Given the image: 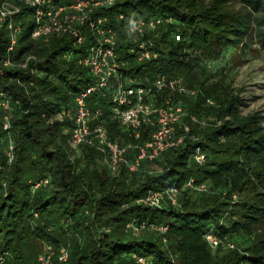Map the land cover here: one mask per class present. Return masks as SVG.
Masks as SVG:
<instances>
[{"label":"trees","instance_id":"1","mask_svg":"<svg viewBox=\"0 0 264 264\" xmlns=\"http://www.w3.org/2000/svg\"><path fill=\"white\" fill-rule=\"evenodd\" d=\"M75 1L0 0L18 8L0 20V264H35L39 240L53 244L50 264H135L134 252L155 264H264V126L257 114L241 115L240 92L223 77L211 80L203 63L245 41L251 10L234 11L229 0H115L93 8L91 18H107L105 27L119 41L121 79L146 86L163 76L194 91L164 89L158 96V104L171 96L187 110L190 132L183 142L144 160L139 172L122 167L113 175L103 152L75 147L70 138L76 96L95 81L80 63L96 43L89 22L74 23L82 43L67 32L33 35L39 8ZM241 1L246 8L264 6V0ZM155 18L162 23L154 31L130 32L133 19ZM9 21L18 28L13 50ZM142 42L158 58L141 59ZM111 91L89 97L88 106L102 110L95 123L121 145L150 140L152 129L135 140L114 115ZM198 146L206 156L202 164L193 158ZM191 179L194 186L187 185ZM200 184L210 191L195 188ZM166 188L177 189L178 206L142 201ZM128 223L145 226L135 234ZM161 224L168 225L165 233L151 227ZM209 233L221 245L213 248Z\"/></svg>","mask_w":264,"mask_h":264},{"label":"built area","instance_id":"2","mask_svg":"<svg viewBox=\"0 0 264 264\" xmlns=\"http://www.w3.org/2000/svg\"><path fill=\"white\" fill-rule=\"evenodd\" d=\"M25 1L32 5L46 3V0ZM114 1L76 0L71 5H59L54 9L44 10L39 8L36 17L38 25L33 35L47 38L52 33L67 32L76 36L78 43H82L84 37L80 34L79 29L74 27V23L89 22L90 30L96 37V43L80 59V63L89 69L95 81L83 88L76 96L73 128H71L70 138L75 147L89 145L103 152L104 162L108 169L113 175H117L122 167L130 172H139L142 170L141 167L144 160H153L168 149L183 142L190 132V125L186 122L187 110L180 103L174 101L171 96L166 97L164 104H158V96L164 89L190 95L194 94V91L184 87L179 79L168 80L163 76H158L152 84L146 86L138 84L136 79L131 76L121 79V69L124 61L117 52L119 41L113 30L105 27L107 18L98 16L93 19L90 16L94 7L104 4L112 5ZM9 6L1 5L0 3V20L5 17L9 18L18 11V8ZM44 18L47 21L41 23ZM161 23V18L148 21L133 19L130 23V32L143 36L148 32L154 31ZM8 27L13 29L9 47V50H13L16 44L18 28L12 21H9ZM177 39H180V37L177 36ZM139 52L140 58L145 60H153L159 56V53L147 48L144 42L139 44ZM9 62L10 60L7 59L5 64ZM109 88H112L114 115L130 130V135L135 140L141 137L143 130L152 129L150 140L142 144L129 142L126 145H121L109 137L108 131L103 124L95 123L102 115V110L100 108L92 110L88 106V99L93 93ZM208 102L214 104V101L210 98ZM178 130H181V132L178 133ZM130 150H136V154L130 157L128 155ZM193 158L200 164L205 162L206 156L200 146L196 148ZM187 185L194 186L193 179L188 181ZM195 188L200 191H210V187L207 184H200L195 186ZM164 200L178 206L177 189L151 190L142 199L144 203L155 207H160ZM127 226L137 234L145 225L128 223ZM151 227L161 233H165L168 229V225L165 224L152 225ZM207 239L213 248L218 247L222 242L211 233L207 235ZM164 240L166 239L164 238ZM227 245L231 248L235 247L233 243H227ZM51 249L52 247L46 246L43 252L39 254L37 264L51 263ZM132 256L135 264H155L153 258L147 255H140L134 252ZM67 257L68 251L66 248H62L60 258L66 260Z\"/></svg>","mask_w":264,"mask_h":264},{"label":"rangeland","instance_id":"3","mask_svg":"<svg viewBox=\"0 0 264 264\" xmlns=\"http://www.w3.org/2000/svg\"><path fill=\"white\" fill-rule=\"evenodd\" d=\"M205 1L209 3L211 0ZM228 6L234 11L250 9L252 29L247 34L245 41L238 43L237 46L235 44L225 47L217 57L205 59L203 63L212 72L211 80L223 77L236 91L240 92L241 115L257 114L264 126V35L261 33L264 23L260 19L261 16H264V6L257 9L246 8L247 5L241 0H229ZM182 85L186 87L184 84ZM210 99L214 101V99ZM192 120L200 122L196 116H193ZM204 121L208 122V120ZM147 168H150V165ZM150 169L154 170L152 167ZM239 238L240 240L244 239L243 236ZM36 244L40 248L39 253L43 252L46 246H53V244L42 240L37 241ZM242 244L244 245L245 242ZM35 264H37V259Z\"/></svg>","mask_w":264,"mask_h":264}]
</instances>
